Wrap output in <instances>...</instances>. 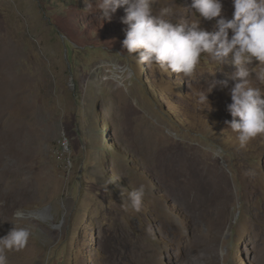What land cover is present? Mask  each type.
I'll return each instance as SVG.
<instances>
[{
    "label": "rangeland",
    "instance_id": "1",
    "mask_svg": "<svg viewBox=\"0 0 264 264\" xmlns=\"http://www.w3.org/2000/svg\"><path fill=\"white\" fill-rule=\"evenodd\" d=\"M152 6L212 30L191 0ZM85 7L0 0L11 75L0 94V236L12 223L31 233L5 250L8 264H264V136L242 148L228 128L231 82L197 103L235 69L205 56L190 76L138 64L122 49L124 8L108 21L96 0ZM252 85L264 90L255 75ZM194 182L208 203L186 192ZM140 185L135 212L124 205Z\"/></svg>",
    "mask_w": 264,
    "mask_h": 264
},
{
    "label": "clouds",
    "instance_id": "2",
    "mask_svg": "<svg viewBox=\"0 0 264 264\" xmlns=\"http://www.w3.org/2000/svg\"><path fill=\"white\" fill-rule=\"evenodd\" d=\"M90 9L93 0H84ZM104 20L123 7L121 22L127 25L122 49L133 56L136 63L158 65L165 71L190 76L207 57L216 67L231 66L235 70L223 80L208 81L198 94V104H208L209 94L218 86H229L231 103L227 110L232 119L225 121L237 133L240 147L258 135L264 136V90L252 85V78L264 82V0H232V18L222 15V0H191L190 9L202 20L214 21L212 30L202 28L200 21L188 18L176 23L167 18L168 8L154 13L152 0H96ZM137 54V55H134ZM258 61L259 71L253 73L250 65ZM123 195V193H122ZM146 186L140 185L127 193L125 208L140 212ZM13 227L0 236V264H8L5 250H21L31 235L27 227ZM148 231H151L149 228Z\"/></svg>",
    "mask_w": 264,
    "mask_h": 264
},
{
    "label": "bare ground",
    "instance_id": "3",
    "mask_svg": "<svg viewBox=\"0 0 264 264\" xmlns=\"http://www.w3.org/2000/svg\"><path fill=\"white\" fill-rule=\"evenodd\" d=\"M6 57H5V54H3V51H0V94L2 93V91L6 88V87H8L7 86V83L9 82V78H10V73H8L9 71H8V65H7V62H6V59H5ZM11 81V80H10ZM177 160V159H176ZM182 171V170H181ZM186 171V170H185ZM190 171H191V169H190ZM187 172H188V170H187ZM198 172V171H197ZM189 173H191V172H189ZM188 173V174H189ZM185 174H187V173H185ZM193 174V173H192ZM178 176H179V174H178ZM190 176H192L191 174H190ZM189 176V177H190ZM201 176V175H200ZM175 177V176H174ZM187 177V176H186ZM193 177V176H192ZM191 177V178H192ZM205 177V176H204ZM178 178H181V176L180 177H178ZM177 178V179H178ZM188 178V177H187ZM186 178V179H187ZM190 178V179H191ZM190 179L188 180V181H190ZM193 180H194V178H192ZM201 179V178H200ZM205 179H207V178H205ZM193 182V181H192ZM191 182V183H192ZM196 182H194V184L193 185H190L188 188H187V190H186V192L189 194V195H191V197H192V199L194 200V201H196V202H198V203H208L209 201H208V195L206 194L207 192H206V188L205 187H203L202 185H200V184H195ZM202 183V182H201ZM206 185V184H205ZM184 186L185 185H183L182 187L184 188ZM207 188H209V187H207ZM212 188V187H211ZM211 188H210V190H211ZM213 189V188H212ZM182 190V189H181ZM183 191V190H182ZM212 192V191H211ZM209 194V193H208ZM210 198V197H209ZM213 203V202H212Z\"/></svg>",
    "mask_w": 264,
    "mask_h": 264
},
{
    "label": "built area",
    "instance_id": "4",
    "mask_svg": "<svg viewBox=\"0 0 264 264\" xmlns=\"http://www.w3.org/2000/svg\"><path fill=\"white\" fill-rule=\"evenodd\" d=\"M61 145H62V147H63V149L65 148V149H67V144H66V142L64 141V142H62L61 143Z\"/></svg>",
    "mask_w": 264,
    "mask_h": 264
}]
</instances>
